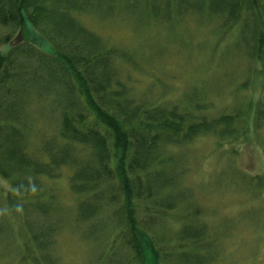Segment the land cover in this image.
Wrapping results in <instances>:
<instances>
[{"label":"trees","instance_id":"trees-1","mask_svg":"<svg viewBox=\"0 0 264 264\" xmlns=\"http://www.w3.org/2000/svg\"><path fill=\"white\" fill-rule=\"evenodd\" d=\"M105 1L0 0L11 29L0 37V264H66L63 234L95 241L116 264H143L140 233L159 264H217V232L181 179L188 159L171 150L202 135L238 150L264 123V93L211 115L192 96L174 104L140 86L129 49L82 21ZM142 3L157 21L197 14L224 33L240 26L236 47L264 83V0ZM178 205L187 223L169 238L164 221Z\"/></svg>","mask_w":264,"mask_h":264},{"label":"rangeland","instance_id":"rangeland-1","mask_svg":"<svg viewBox=\"0 0 264 264\" xmlns=\"http://www.w3.org/2000/svg\"><path fill=\"white\" fill-rule=\"evenodd\" d=\"M129 2L106 0L102 12L85 14L82 21L109 45L129 49L138 67L131 73L140 86L150 84L159 93L162 89L174 104L192 96L211 115L264 93L263 81L256 74L251 79L249 60L236 47L240 26L224 33L217 18L197 14H186L180 23L175 18L157 21L144 14L142 0L133 13L126 9ZM6 27L0 26V37L11 32ZM26 31L39 45L38 37ZM261 127L249 133L247 142L237 143L238 150L211 135L171 150L182 162L188 159L181 168L189 172L181 179L193 190L192 205L203 210V218L217 232V264H264V123ZM62 186L67 187L66 181ZM171 211L164 221L169 238L184 229L187 221L181 218L189 214L179 205ZM140 239L143 264H159L161 257L151 240L141 233ZM60 241L66 264H116L93 240L63 234Z\"/></svg>","mask_w":264,"mask_h":264}]
</instances>
